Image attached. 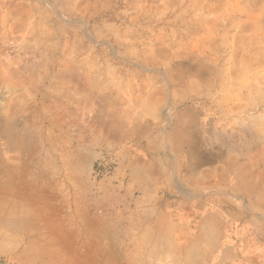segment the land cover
I'll return each mask as SVG.
<instances>
[{
	"label": "rangeland",
	"instance_id": "374dc122",
	"mask_svg": "<svg viewBox=\"0 0 264 264\" xmlns=\"http://www.w3.org/2000/svg\"><path fill=\"white\" fill-rule=\"evenodd\" d=\"M108 263L264 264V0H0V264Z\"/></svg>",
	"mask_w": 264,
	"mask_h": 264
},
{
	"label": "bare ground",
	"instance_id": "6f19581e",
	"mask_svg": "<svg viewBox=\"0 0 264 264\" xmlns=\"http://www.w3.org/2000/svg\"><path fill=\"white\" fill-rule=\"evenodd\" d=\"M215 203H216V202H215ZM217 207H219V206H217ZM217 209H218V208H217ZM217 209H216V210H217ZM254 219H256V218H254ZM206 222H207V221H206ZM207 224H208V223H207ZM203 231H204V230H203ZM199 235H200V234H199ZM200 236H201V235H200ZM88 237H89V236H88ZM89 238H90V237H89ZM103 243H104V242H103ZM89 245H91V246H92V245H93V246H96V247H97V252H100L101 250H100L99 248H100V245H102V241H101L100 239H98V242H93V243L90 242ZM82 246H83V244H82ZM82 246H81V248H82ZM78 247H79V245H78ZM88 247H90V246H88ZM78 250L80 251L81 249H78ZM94 255H96V254L94 253L93 256H94ZM111 256H112V254H111ZM113 257H114V256H113ZM115 258H116V257H115ZM115 261H116V260H115ZM115 261H114V262H115ZM111 263H112V262H111ZM108 264H109V263H108Z\"/></svg>",
	"mask_w": 264,
	"mask_h": 264
},
{
	"label": "built area",
	"instance_id": "2783aa9c",
	"mask_svg": "<svg viewBox=\"0 0 264 264\" xmlns=\"http://www.w3.org/2000/svg\"><path fill=\"white\" fill-rule=\"evenodd\" d=\"M100 164H101V163L98 164V165H99V166H98V170H100V168H99V167H100Z\"/></svg>",
	"mask_w": 264,
	"mask_h": 264
}]
</instances>
